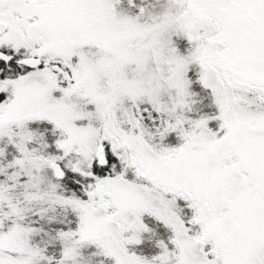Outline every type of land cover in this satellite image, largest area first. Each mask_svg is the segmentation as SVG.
Wrapping results in <instances>:
<instances>
[{
  "label": "snow or ice",
  "instance_id": "snow-or-ice-1",
  "mask_svg": "<svg viewBox=\"0 0 264 264\" xmlns=\"http://www.w3.org/2000/svg\"><path fill=\"white\" fill-rule=\"evenodd\" d=\"M0 264H264V0H0Z\"/></svg>",
  "mask_w": 264,
  "mask_h": 264
}]
</instances>
